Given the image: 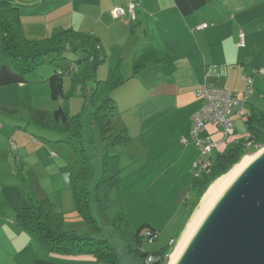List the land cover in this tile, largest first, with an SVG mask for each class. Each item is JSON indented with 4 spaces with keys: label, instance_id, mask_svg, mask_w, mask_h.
<instances>
[{
    "label": "crops",
    "instance_id": "1",
    "mask_svg": "<svg viewBox=\"0 0 264 264\" xmlns=\"http://www.w3.org/2000/svg\"><path fill=\"white\" fill-rule=\"evenodd\" d=\"M12 1L19 4L21 30L28 39L63 29L92 34L104 60L110 66L116 62L108 70L123 80L121 67L129 56L133 71H140L139 78L148 83L147 98L138 102L141 114L179 110L187 116L189 130L190 116L201 105L195 95L199 86L233 91L264 65V0H133V22L126 10L129 0ZM117 6L125 12L115 18L111 10ZM28 72L0 57V264H98L101 260L91 254L48 251L14 220L16 211L28 205L25 190L36 198L47 197L56 207L53 196L65 165L57 146L25 123L30 108L51 111L53 106L50 94H39L42 87L49 92L46 82L38 86L41 73ZM236 107L232 113L241 112L242 107Z\"/></svg>",
    "mask_w": 264,
    "mask_h": 264
},
{
    "label": "rangeland",
    "instance_id": "2",
    "mask_svg": "<svg viewBox=\"0 0 264 264\" xmlns=\"http://www.w3.org/2000/svg\"><path fill=\"white\" fill-rule=\"evenodd\" d=\"M78 58L81 59L78 64L79 69L86 70L90 60L86 59L82 53L65 49L62 54L52 53L44 56L42 61L28 73H41V76L36 78L38 86L46 82L49 87L48 76L55 70L64 71L69 63H75ZM125 62L121 67L124 80L115 85V87L121 86L118 89L115 87L111 89L114 106L108 114L112 125L110 133L113 135L110 139L115 137V141L110 143L107 148L109 154H116L119 157L120 168L117 174L120 179L109 190L108 200L104 208L100 209V207L94 206L96 223L98 226H104L100 233L110 241L113 249L120 257L121 264H146L144 260L141 261L126 251L125 242L116 233L120 229L122 232L119 234H124V226L121 224L125 220L132 233H136L138 230L142 232L145 227L142 225L150 224L158 230V237L152 242L141 237L139 248L141 251L153 252L163 247H170L171 250L164 262V264H168L170 254L177 246L187 222L191 219L204 195L186 221L183 199L188 192L192 176L197 172L195 162L205 161L206 156L202 155L192 143L180 142L181 138H189L190 133L187 116L182 111L149 116L141 114L138 102L147 98L148 83L143 82L142 77L139 78L142 75L140 71H133L129 56ZM115 63L110 66L107 60L100 62L95 70V79H104L109 67H116ZM40 68L45 69L47 73L44 70L38 71ZM249 77H251L252 83L248 89L245 78L244 84L233 90L238 93L239 99H244L243 105L246 104L245 108L242 106L241 112L233 113L235 132L229 135L226 142L215 151H226L234 145L237 138L246 135L243 117L246 115L249 105L264 111V73L258 75L251 73ZM95 79L90 78L85 82L89 92H92L93 87L97 84ZM70 82V76L64 73L63 88L66 94L71 89ZM41 93L49 94L48 88L42 87L39 92L42 97ZM82 93V84L79 83L73 87V93L67 96L66 103L71 114L79 113L82 117L85 142L90 144L96 139L92 124L93 119L91 118L93 106L90 102H85ZM48 97L50 98V96ZM50 103L53 104L52 110H54L64 101L50 99ZM96 103L98 105L100 101ZM42 105L46 106L47 102H43ZM237 109L238 107H233V111ZM21 126H24V123ZM207 126L209 130L216 127L214 124H207ZM32 131L37 135L51 136L52 140L56 139V141L51 142L57 146L56 150L59 151L60 159L65 162V165L62 169L63 172L59 175L58 191L53 196L56 203L55 208L64 215L67 230L78 234L87 232L89 228L75 211L71 190L68 187L72 175H75L78 169L74 148L77 145V138L52 135L45 130L35 128ZM214 134H218L219 137L222 135L221 131H216ZM122 135H127L129 138L123 141ZM59 137L63 139L65 137V140L70 141H60ZM263 146L249 148L243 156H252ZM68 175L67 181L65 177ZM123 214L125 218H118L119 215L122 216ZM98 264L105 263L98 261Z\"/></svg>",
    "mask_w": 264,
    "mask_h": 264
},
{
    "label": "trees",
    "instance_id": "3",
    "mask_svg": "<svg viewBox=\"0 0 264 264\" xmlns=\"http://www.w3.org/2000/svg\"><path fill=\"white\" fill-rule=\"evenodd\" d=\"M18 10V3L12 0H0V57L9 60L12 68L28 72L33 70L44 56L52 53L62 54L65 49L82 53L86 59L90 60L84 71L78 67L81 60L78 58L75 63H69L64 71L55 70L48 76L51 98L63 100V104H59L52 111L30 108L25 116V123L36 129L45 130L52 135L77 138V145L74 148L78 169L70 179L69 188L75 211L89 229L80 234L67 230L64 215L55 208L52 201L47 197L38 199L31 191L26 190L24 196L28 205L16 211L14 220L20 229L33 234L37 241L50 252L73 255L91 254L105 264H121L120 257L110 241L100 233L104 226L97 225L94 206L104 208L109 190L120 179L117 174L120 168L119 157L116 154H109L107 147L115 141V137L110 139L113 135L110 133L112 125L108 116L114 106L111 89L123 79L119 78V73L117 74L114 70H108L104 79H95V70L97 65L104 60V55L99 40L92 34L64 29L43 39H28L21 30ZM73 65L77 66L76 71L70 70ZM64 73L70 76L72 82L68 94L63 88ZM90 78L97 80L92 92L87 90L85 84ZM78 81L82 84V95L85 102H90L93 106L91 118L96 139L90 144L85 142L82 117L79 113L71 114L66 103L67 96L73 93V87ZM97 101H100L98 105ZM248 109L243 120L246 135L235 138L234 145L225 152L215 154L214 157L211 155L210 164L199 174L192 176L190 187L183 199L186 221L206 189L217 178L237 163L249 148L264 145V111L257 110L252 105ZM20 127L25 128L26 126ZM41 137L46 141H56V139L52 140L45 136ZM121 138L125 141L129 136L122 135ZM59 140L67 141L65 137L64 139L59 137ZM121 217L125 218V215L118 216V218ZM121 225L124 226V234H119L122 232L120 229L116 233L125 242L126 251L129 254L135 258L138 257L141 261L149 255L159 256V263L164 264L171 250L170 247H163L153 252L141 251L139 248L141 237L148 242L157 239V229L147 223L142 225V227L145 226L142 232L138 230L132 233L125 220ZM145 232H149V236H146ZM170 246H172L171 243Z\"/></svg>",
    "mask_w": 264,
    "mask_h": 264
},
{
    "label": "water",
    "instance_id": "4",
    "mask_svg": "<svg viewBox=\"0 0 264 264\" xmlns=\"http://www.w3.org/2000/svg\"><path fill=\"white\" fill-rule=\"evenodd\" d=\"M173 264H264V146L225 180Z\"/></svg>",
    "mask_w": 264,
    "mask_h": 264
},
{
    "label": "built area",
    "instance_id": "5",
    "mask_svg": "<svg viewBox=\"0 0 264 264\" xmlns=\"http://www.w3.org/2000/svg\"><path fill=\"white\" fill-rule=\"evenodd\" d=\"M135 5L133 0H129L126 4V10L129 13L131 22L135 21ZM125 10L122 7H114L111 10L113 17H121ZM205 23L199 24L197 27H203ZM243 33L239 34V44L242 45ZM77 66H71L72 71H76ZM254 73H264V68L260 67L253 70ZM246 78L247 89L250 87L252 80L251 77ZM195 95L201 100L200 107L190 116V133L189 138H181V143L191 142L199 150V152L206 156L205 161H196L195 167L197 172L200 173L210 164L211 154L222 144L226 142L229 135L234 133V122L232 119L233 107L243 106L244 99H239L236 92L226 89L224 87L209 86L203 84L195 90ZM207 124H214L216 127L209 130ZM216 131H221L222 135L214 134ZM11 146H13L11 144ZM149 236V232L144 233ZM152 238V237H149ZM148 238V239H149ZM172 243V242H171ZM167 257V256H166ZM155 261H160L159 256L149 255L144 259L146 264H152Z\"/></svg>",
    "mask_w": 264,
    "mask_h": 264
},
{
    "label": "bare ground",
    "instance_id": "6",
    "mask_svg": "<svg viewBox=\"0 0 264 264\" xmlns=\"http://www.w3.org/2000/svg\"><path fill=\"white\" fill-rule=\"evenodd\" d=\"M249 157H251V156H249V155L243 156V158L237 164H235L226 174H224L223 176H221L218 179H216L208 187V189L205 191L203 197L201 198V201H200L198 207L196 208V210L194 211L191 219L187 223V226H186L185 230L183 231L177 246L175 247L174 251L170 254V258H169L168 264H173L174 263L176 257L178 256L179 252L181 251L183 245L185 244V242H186L188 236L190 235L191 231L193 230L194 226L196 225V223L198 222V220L200 219V217L202 216L203 212L205 211V209L207 208V206L209 205V203L211 202L213 197L216 195L218 190L222 187V185L224 184L225 180L233 173V171L244 160L248 159Z\"/></svg>",
    "mask_w": 264,
    "mask_h": 264
}]
</instances>
